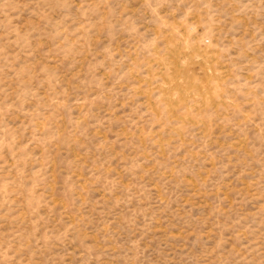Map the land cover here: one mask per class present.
Masks as SVG:
<instances>
[{
  "label": "rangeland",
  "instance_id": "obj_1",
  "mask_svg": "<svg viewBox=\"0 0 264 264\" xmlns=\"http://www.w3.org/2000/svg\"><path fill=\"white\" fill-rule=\"evenodd\" d=\"M0 264H264V0H0Z\"/></svg>",
  "mask_w": 264,
  "mask_h": 264
}]
</instances>
